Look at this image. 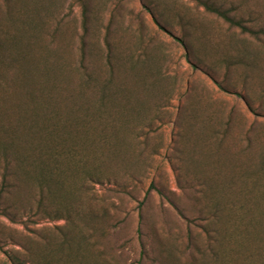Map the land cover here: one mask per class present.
<instances>
[{"label": "rangeland", "instance_id": "374dc122", "mask_svg": "<svg viewBox=\"0 0 264 264\" xmlns=\"http://www.w3.org/2000/svg\"><path fill=\"white\" fill-rule=\"evenodd\" d=\"M209 1L261 32L195 0H0L1 40L32 32L40 66L64 71L71 93L85 40L84 68L109 87L103 105L86 89L88 122H78L113 173L93 184L108 209L102 264H264V0ZM0 68L11 91L0 126L20 137V78ZM16 207L0 208V264H31L23 247L64 223Z\"/></svg>", "mask_w": 264, "mask_h": 264}, {"label": "trees", "instance_id": "16d2710c", "mask_svg": "<svg viewBox=\"0 0 264 264\" xmlns=\"http://www.w3.org/2000/svg\"><path fill=\"white\" fill-rule=\"evenodd\" d=\"M195 1L230 27L251 36L261 32L232 15L231 8H223L209 0ZM86 24L85 16L84 30ZM21 36L28 40L18 42V35L0 39V67L6 64L14 82L20 78L21 87L14 85L22 88L25 97L20 105V137L14 133L12 123L0 126V208L4 213L13 212L19 202L20 209L33 216L64 220L62 225L45 229L48 233L40 229L37 248L23 247L31 264H102V238L106 234L103 222L108 209L106 203L97 198L93 184L105 180L111 182L113 173H104L107 171L100 169L107 156L100 153V157L93 151L94 141L79 127L88 122L82 114L89 111V105L86 101L80 103L86 97V89L97 94L103 105L109 87L102 86L100 77L84 68L85 40H82L80 52L78 89L71 93L67 90L64 71L52 70L48 60L44 59L40 66L30 49L33 33ZM113 74L110 68L108 84L113 83ZM5 82V74L0 68V101L11 94ZM69 101L71 106L80 108V116L72 115L69 108L66 113L61 112L62 104ZM78 122H81L80 126ZM103 141L109 142V138L106 136ZM12 194L20 195V200L9 197ZM136 233L139 256L144 258L145 245L139 226Z\"/></svg>", "mask_w": 264, "mask_h": 264}]
</instances>
